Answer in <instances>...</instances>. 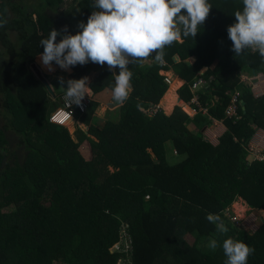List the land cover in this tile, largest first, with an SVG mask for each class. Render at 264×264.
Segmentation results:
<instances>
[{"label": "trees", "instance_id": "1", "mask_svg": "<svg viewBox=\"0 0 264 264\" xmlns=\"http://www.w3.org/2000/svg\"><path fill=\"white\" fill-rule=\"evenodd\" d=\"M62 2L0 0V19L7 21L0 27V264H224L222 246L206 247L209 238L221 245L226 238L205 219L208 213L220 215L227 237L254 249L247 264H264V225L250 233L231 222L240 199L264 211V162H250L248 151L256 131H264V97L255 99L241 81L244 72L264 73V58L251 49L236 56L226 31L242 0H208L212 8L197 35L165 47L164 65L154 52L130 63L132 92L119 106L110 98L114 80L106 64L71 67L68 80L97 72L89 108L74 118L88 132L74 126L73 133L49 122L64 92L50 102L33 69L40 41L66 27ZM93 3H79L86 22L97 10ZM191 58L196 62L188 67ZM204 68L207 83L193 95ZM170 70L184 82L178 93L185 104L198 97L193 119L180 108L148 115L162 100L178 102V83L165 96L160 73ZM237 93L239 118L231 120L225 113ZM100 97L119 108L101 127L93 122L103 120ZM213 121L227 129L217 147L202 133ZM168 157L181 161L171 165ZM121 223L129 225L128 251L114 250Z\"/></svg>", "mask_w": 264, "mask_h": 264}, {"label": "clouds", "instance_id": "2", "mask_svg": "<svg viewBox=\"0 0 264 264\" xmlns=\"http://www.w3.org/2000/svg\"><path fill=\"white\" fill-rule=\"evenodd\" d=\"M64 1L69 0H63L62 4ZM242 5V10L234 12L235 23L226 29L231 50L239 56L251 48L264 58V0H242ZM93 7L97 10L91 12L86 23L77 25L79 31L76 34H69L67 27L51 30L47 38L40 41L43 52L39 59L49 72L55 71L53 63L65 71L89 62L100 66L106 64L110 71L118 68V74L113 72L114 83L110 87L112 99L117 104H123L132 90L133 73L128 65L142 64L153 52L154 59L164 65L165 47L183 37H195L212 8L208 0H94ZM6 23L0 19V27ZM165 73L160 74L164 79L168 78ZM58 81L68 107L79 106L85 96L92 94L87 76L67 81L58 77ZM65 84L66 88L63 87ZM194 105L197 104H190ZM159 107L163 112L161 103ZM180 109L188 116L183 108ZM65 114L71 116L70 112ZM73 122L74 119L66 127H59L67 128ZM205 219L215 225L216 233L226 237L222 245L217 239L209 238L206 247L215 251L222 246L226 257L224 264H247L254 249L243 241L227 237L228 227L220 215L208 213Z\"/></svg>", "mask_w": 264, "mask_h": 264}, {"label": "crops", "instance_id": "3", "mask_svg": "<svg viewBox=\"0 0 264 264\" xmlns=\"http://www.w3.org/2000/svg\"><path fill=\"white\" fill-rule=\"evenodd\" d=\"M39 57H38V59H37V61L35 63V67L37 66L39 68L40 72L43 74V77L47 76L48 73H51V75L53 74V79L51 78L52 81L49 82V85L51 86L55 96L50 95V99L49 100H50V102L55 103L56 100H57V95H56L57 91L64 92V90L61 88L62 87L61 84L58 81V77H63V79L65 81H67L69 76L72 74V71H71V69H69L68 71H65V70L60 69L57 65H55V67H53V65H52V67L55 69V71L49 72V71H47V69L44 66H42ZM111 71L115 72L116 74L119 73V71L117 73L116 69H112ZM163 73H165V72H161L160 74L162 75ZM96 74H97V72L92 73L91 77L89 78V80H90L89 85H90L91 81H93V79L95 78ZM168 74L171 75L169 72H168ZM243 74H244V76H243L244 78L245 77L246 78L249 77L250 80H251L250 82H246V83L249 84V86L251 88V92H252L254 98L255 99H260V98L264 97V73H254V72H252V74H250V72L248 71V73L244 72V73H242V75ZM172 78H173L172 86L175 83L182 84V85H180L178 87V90L176 91V95L178 97V102H177L176 105L182 103L183 106L182 107L180 106V107L184 109V111L188 114L189 117H191V119H193L197 115V112L192 109L193 106L186 105L183 102V100L181 99V97H180V95L178 93V91L183 87L184 83L182 81H178V78H176L175 76H172ZM252 78H254V79L252 80ZM55 83H59L60 84V87L57 90H54V86L53 85ZM172 86H170L169 89H172ZM63 87L66 88V84L63 85ZM131 92H132V90H131ZM58 94H60V93H58ZM64 94L65 93H63L62 95H64ZM92 94H93V96H92ZM92 94L90 95V97L93 98L94 97V92L93 91H92ZM110 98H112L111 93H110ZM106 99H107L106 97H100V99H99V100H101L100 101L101 105L99 107V111H98L99 113H97V115H98V117L103 118V120L101 121V125L102 126H104L105 123L107 122L106 121L107 117H110L108 115L109 113H112V114L114 113L115 115L112 118H116L118 116V110H119V108H118L119 104H118V106L116 107L115 110L113 108H109L108 105L104 102V101H106ZM112 102L115 105L117 104L113 99H112ZM165 103H166V106H165ZM165 103H161V107L163 108V110L164 109L166 110L167 107H171V109L169 108L170 109L169 112H172V110L176 109V106L173 109V105L172 104L167 103V102H165ZM81 122H82V119L80 120L79 118L74 120V122L70 125L71 126V130L75 126V127H78L80 130H82L84 132H88V127H86ZM189 128H190V130H192V132H197V130L194 129L192 127V125H190ZM226 132H227V129H226L225 125L222 122H217V121H213L211 126L205 128L202 131V133L208 138V142L211 145L212 144L215 145L213 141L219 143L220 139L222 138V136ZM71 133H73V132H71ZM248 151L251 154L253 159L257 157L256 161L259 160V157L264 156V131H262V130L256 131V134L254 135L253 139L251 140V142H250V144L248 146ZM173 152H174V154H173ZM172 154L174 156H177V153L175 151H172ZM241 203L244 204L241 200H239L237 203L234 204V208L236 210H238L236 205L241 204ZM262 212L264 213V211H262Z\"/></svg>", "mask_w": 264, "mask_h": 264}, {"label": "rangeland", "instance_id": "4", "mask_svg": "<svg viewBox=\"0 0 264 264\" xmlns=\"http://www.w3.org/2000/svg\"><path fill=\"white\" fill-rule=\"evenodd\" d=\"M80 1L81 0H69V1H64V3L61 5V7L59 8V10L58 11H60V14H61V17L63 18V20H65L66 21V27H67V29H68V33L69 34H76L78 31H79V29H78V27H77V25L79 24V23H81V22H83V23H86V20H85V18H84V15H83V12H82V8L80 7ZM249 49H251V48H249ZM251 51L252 52H255V50L254 49H251ZM189 61H190V63L191 64H194L195 63V60L194 59H189ZM181 62V61H180ZM179 62V63H180ZM150 64H151V62H149ZM208 71V68H204L199 74H198V77H199V79H200V77H203L204 75H205V73ZM169 73L171 74V75H169L168 74V72H166L165 73V75L170 79V82H171V85L173 84V78H172V76H175L176 78H178L176 75H175V73L173 72V71H169ZM250 74H252V72H250ZM47 76L48 77H51L52 79H53V74L51 75V73H48L47 74ZM244 76V74L243 75H241V81L243 82V83H245L246 84V82H250L251 80H250V78L249 77H243ZM52 79L50 80V81H52ZM203 79V78H202ZM254 78H252V80H253ZM172 80V81H171ZM204 80V79H203ZM46 81H47V78H46ZM197 81H198V79H197ZM205 81V80H204ZM206 82V81H205ZM207 83V82H206ZM180 85H182V84H179V86ZM54 90H57V89H59V87H60V84L59 83H55L54 85ZM178 86V87H179ZM178 87L177 88H175L176 90L175 91H177L178 90ZM202 88V87H201ZM201 88H199L198 89V91L201 89ZM171 90H173V88L172 89H168L167 90V92H166V94H165V96L171 91ZM180 91V90H179ZM178 91V92H179ZM197 91V92H198ZM196 92V93H197ZM192 93V92H191ZM196 93H192L193 95H196ZM161 103H165V102H161ZM165 106H166V103H165ZM180 106L182 107L183 106V104L181 103V104H178V105H176V108H180ZM174 107L175 106H173V109H174ZM111 108V107H110ZM170 109H171V107H170ZM170 109L169 108H166V110L164 109L163 110V112L165 113V115L166 116H171L173 113V111L174 110H172V112H169L170 111ZM205 112V113H204ZM99 113V112H98ZM172 113V114H171ZM207 113V111L206 110H204L203 111V114H206ZM227 113H228V111L226 110V116H227ZM100 115V114H99ZM111 118L112 117H114V113L112 114V113H109L108 114ZM97 119L95 118L94 119V123L97 125V126H99V127H101L102 125L98 122V121H96ZM68 128V130H70V132H73L72 130H71V126H68L67 127ZM218 136V135H217ZM206 137V136H205ZM206 139L208 140V138L206 137ZM214 142V144L215 145H213L212 144V146H214V147H217L218 146V144L219 143H217V142H215V141H213ZM250 144V143H249ZM248 144V145H249ZM149 153H151V151H149ZM173 154H174V152H173ZM152 156L154 157V155L152 154ZM168 160L170 161V163H171V165H175V164H178L180 161H181V158H179V157H168ZM257 160V157L256 158H252V159H250V162H255ZM259 162H264L263 160H260V157H259V160H258ZM112 171V170H111ZM241 200V199H240ZM242 202L244 203V204H238V205H236V207H237V209L238 210H236L235 208H234V206H233V208H232V217H233V220H231V222L232 223H235V224H238V226H240V228H241V230H245V231H248V232H250V233H256L258 230H259V228L262 226V225H264V213L262 212V211H256V210H253V209H251L249 206H248V204L245 202V201H243L242 200ZM242 206V207H241ZM241 213H240V212ZM125 223H121V227L124 225ZM192 241V240H191ZM116 250V249H115Z\"/></svg>", "mask_w": 264, "mask_h": 264}, {"label": "built area", "instance_id": "5", "mask_svg": "<svg viewBox=\"0 0 264 264\" xmlns=\"http://www.w3.org/2000/svg\"><path fill=\"white\" fill-rule=\"evenodd\" d=\"M165 83L166 84H171L170 79L166 78L165 79ZM206 85V82L200 78L198 79V81H196L195 84L192 85V87L190 88L192 93H196L198 91L199 88L203 87ZM91 97L89 96H85L84 99L81 101V104L79 106L77 105H72L71 107H68L65 103L64 100V95L62 96V101H61V106L59 107V109H57L50 117L49 122L53 125H57V126H67L69 125L73 119L77 116V115H84L88 108L89 105L91 103ZM192 104H197L198 105V97L195 96L194 99L191 102ZM241 106V100H240V94L237 93L236 96L233 97L231 105L229 106V108L227 109L228 113H227V118L231 119V120H237L239 118V107ZM61 109H64V111H61ZM160 107L159 106H155V107H151L148 110V115L150 117H155L159 112H160ZM66 112H70L71 116L68 117L65 113ZM205 113V112H204ZM260 160L264 161V156L260 157ZM129 225L128 224H124L121 227V241L119 242L120 244L116 245L114 250H120L121 245H124V251H128L130 250L131 244L130 241L132 240L129 233ZM119 264H126L123 261H120Z\"/></svg>", "mask_w": 264, "mask_h": 264}, {"label": "water", "instance_id": "6", "mask_svg": "<svg viewBox=\"0 0 264 264\" xmlns=\"http://www.w3.org/2000/svg\"><path fill=\"white\" fill-rule=\"evenodd\" d=\"M179 61H180L179 56H175V57H174V62L177 64V63H179ZM195 61H196V59H195ZM186 65H187L188 67L192 66V64L190 63V61H187V62H186ZM33 69L35 70V73H36L38 79H39L40 81H42V82L45 84V86L48 88V91H49L50 95L55 96V94H54V92H53L51 86H50L49 83L46 81V79L43 77V74L40 72L39 68H38L37 66H36V67L34 66ZM92 96H93V94H92ZM180 101H181V100H180Z\"/></svg>", "mask_w": 264, "mask_h": 264}, {"label": "bare ground", "instance_id": "7", "mask_svg": "<svg viewBox=\"0 0 264 264\" xmlns=\"http://www.w3.org/2000/svg\"><path fill=\"white\" fill-rule=\"evenodd\" d=\"M240 212V211H239ZM241 213V212H240Z\"/></svg>", "mask_w": 264, "mask_h": 264}]
</instances>
